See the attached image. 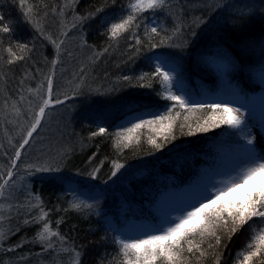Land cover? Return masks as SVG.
<instances>
[{
  "label": "trees",
  "instance_id": "16d2710c",
  "mask_svg": "<svg viewBox=\"0 0 264 264\" xmlns=\"http://www.w3.org/2000/svg\"><path fill=\"white\" fill-rule=\"evenodd\" d=\"M127 4L128 0H26L21 6L19 0H0V15L12 29L0 33V172L6 174L20 145H8V132H13L10 122L14 117L22 122L38 111L46 98V78L53 72V99L64 101L50 105L41 122L45 124L48 119L55 138L59 135L55 145H47L48 157L35 156V161H28L21 152L13 170L14 187L6 199L0 200L5 205L2 214L11 217L0 224L8 233L0 246V264H66L68 254L43 251L40 243L33 242L40 224L23 222L38 214L39 209L33 208L27 217L26 207L20 208L19 214L16 211L18 205L35 202L34 197H39L49 212L54 229L55 221L63 219L59 231L69 244L82 250L81 264H123L115 242L119 236L107 216H113L118 226L130 219L157 225L162 201L193 186L219 156L225 151L231 153L232 147L239 145L243 131L227 125L190 135L189 126L195 129L211 112L207 108L187 111L177 106L172 115L179 112L180 116L175 119L167 142L163 137L157 138L152 129L160 126L153 125L138 130L130 146L116 147L115 128L128 115L147 112L145 119H152L155 113L166 114V109L174 104L162 98L164 90L159 77L140 79L143 74L154 73V55H170L180 65V77L191 88L207 84L204 89L212 93L219 90V85L211 59L228 55L233 64L232 80L240 94L246 99L264 101V89L257 76L264 70V0H169V6L162 11L143 13L136 32L142 40L139 46L130 33L115 40L109 38L110 22L127 14ZM29 6L44 36L25 22ZM97 8L104 11L83 22L75 19ZM154 19L158 21V31L164 30L163 46L151 47L145 35ZM74 23L76 27H72ZM177 27L179 31L174 32ZM62 31H67V37L60 35ZM49 36L57 42L64 40L59 54L45 39ZM159 39L153 37L152 43ZM17 42L27 43L30 51L21 53L15 47ZM10 45L25 59L9 64L6 48ZM126 76L131 80H125ZM101 126L107 133L93 136ZM149 136L164 146L155 149L148 143ZM113 161L125 167L110 178ZM43 165L58 166L59 171L37 173L35 169ZM96 167L100 171L93 178L89 173ZM30 169L36 174L31 176ZM125 170H129L127 174ZM71 180L87 188L99 187L103 197L100 205L107 212L98 213L94 206L81 211L72 209L71 194L66 189V181ZM258 218L253 217L242 226L231 222L227 227L217 226L219 245L208 235L193 238L205 255L199 257L195 248L193 254L185 251L183 264H216L217 260L219 264H239ZM233 227L237 229L235 233L231 231ZM262 227L264 220L260 230ZM8 248L15 250L7 251ZM262 259L264 255L255 257L252 264H259Z\"/></svg>",
  "mask_w": 264,
  "mask_h": 264
},
{
  "label": "snow or ice",
  "instance_id": "6c2138e0",
  "mask_svg": "<svg viewBox=\"0 0 264 264\" xmlns=\"http://www.w3.org/2000/svg\"><path fill=\"white\" fill-rule=\"evenodd\" d=\"M26 0H19L21 6L25 4ZM75 3L76 0H71ZM115 3V0H112ZM169 6V0H128L127 14L119 17L116 22H110L108 28L109 38L112 40L118 39L124 33H130L131 38L135 41V45H142L141 38L136 35V32L140 29L141 24L139 21L143 20V13L145 12H159L165 7ZM46 7V5H45ZM67 7V5H66ZM53 12L56 10L53 9ZM103 8H97L95 12H90L84 17H75V19L83 22L86 19H91L99 13L103 12ZM63 14L62 11L60 13ZM4 16L0 15V33H9L12 31L11 27L4 23ZM25 22L32 24L36 27V30L41 36H44V32L39 28V22L33 19V9L29 6L25 12ZM72 27H76L74 23ZM161 29L158 31V26H152L145 29V35L148 36V43L151 47L163 46L165 43V37L161 36ZM179 28L174 29V32H178ZM61 36L67 37V31H62ZM153 37H160L156 43H152ZM50 43L54 45V48L59 54L61 45L64 43L63 39L52 40L51 37H45ZM2 42V41H0ZM171 46V45H170ZM16 48L24 53L25 50H29L27 43L17 42ZM107 51V49H105ZM6 52L9 54L8 63H14L16 61H22L25 59V55H18L13 50V46H8ZM159 62L155 64L154 73L151 75L143 74L140 79L159 77V83L163 87L162 98L168 101H173L174 104L166 109V114L155 113L152 119H144L143 117H137L138 122L132 123L131 127H126L122 132L116 133L119 137L116 140V147L119 148L121 144L124 147H128L132 144L133 133L148 126L151 128L153 125H159L158 129H152L157 134V138L163 137L165 142L168 141V133L172 132L174 128L175 119L179 118L180 113L177 112L175 117L172 115V109L179 107L181 110L187 111H203L205 108L210 110L211 115L207 119L203 120V123H198L195 129L189 126V134H195L196 131L207 132L214 128H219L222 125H227L232 129H240L245 131L246 140V152L245 161L241 170L236 178L233 179L225 187L217 188L213 195L208 193V196L203 200H200L190 207L182 211V215L176 218L175 221H170L169 226L166 228H160L158 231L160 234L145 233L143 237H133L128 239H116V243L119 245L120 255L123 257V264H183V257L185 251L188 254L194 253V248L199 252V257H203L205 252L200 249L199 244H194L193 238L199 236L203 238L205 235L215 238V244H220V238L217 235L215 229L217 226L223 224L225 227L231 222L233 225L242 226L246 224L253 217L264 218V152L258 153L255 146V138L251 136L246 121L239 108L231 106V102H213V103H189L191 99L186 98L184 95H178L174 92L173 85L179 83L176 81L174 73L177 69L164 57H156ZM56 61H53V66ZM167 68V70H165ZM54 72L50 74L46 80V98L42 99L41 105L38 107V111L35 112L33 122L30 129L27 131L26 136L22 139L18 150L15 152L14 158H12L10 167L7 169L6 174L0 172V200H4L8 197L9 191L14 187L13 176L15 175L14 169L17 167V161L21 158V150L29 144L33 133L36 132L40 126L41 121L45 117L46 109L53 104H61L64 101L58 97L53 99V79ZM262 81H264V70L261 72ZM125 80H131L130 77H124ZM151 86V85H147ZM179 91H183L180 87ZM187 119V117H185ZM183 127V125H181ZM105 127H99L98 132H94L92 135H104L107 133ZM157 138L152 136L148 137V143L153 145L155 149H161L164 144L158 143ZM175 137H173L174 139ZM103 162H101L102 166ZM125 167L124 164L113 161L112 171L110 178L116 177L117 173ZM40 172H52L59 171L58 166L43 165L36 169ZM100 171L99 167L93 168L89 173V176L95 178L96 174ZM57 179H61L57 177ZM12 182V183H10ZM243 189H247L244 197H237L233 200L226 201L225 197L230 196L233 193L239 192ZM33 200L27 201L26 205L16 206V211L19 214L20 208L26 207L27 212L25 216L31 213L33 208L39 209L38 214L32 216L31 219L25 218L24 224H40L41 228L37 231L33 242H38L42 245L43 251L52 250L60 253L68 254L66 264H81L82 250H78L76 247L68 243L67 238L59 231V226L64 221H55V229L52 227V221L48 219L49 212L45 211L42 201L39 197H34ZM91 208L92 205H84L83 202H74L71 204V208L77 211L83 210V208ZM5 205L0 203V224L5 220L11 219L10 216L3 215ZM12 210V206H9L8 211ZM236 227H233L231 231L235 233ZM11 232V230H9ZM11 234H15L12 232ZM6 233L0 228V246L2 241L7 238ZM55 238V239H53ZM230 238V237H229ZM68 246H65V245ZM186 245V247H185ZM17 245L16 247H21ZM209 244V247H212ZM14 248H8L7 251H14ZM264 255V229H261L259 233L253 230L251 241L247 244L245 252H242L240 256L239 264H252L253 258ZM219 264V260L216 261ZM259 264H264V259L260 260Z\"/></svg>",
  "mask_w": 264,
  "mask_h": 264
},
{
  "label": "rangeland",
  "instance_id": "374dc122",
  "mask_svg": "<svg viewBox=\"0 0 264 264\" xmlns=\"http://www.w3.org/2000/svg\"><path fill=\"white\" fill-rule=\"evenodd\" d=\"M152 13V12H151ZM151 26H158V21L155 22V19L152 21ZM156 57H164L170 63H172L177 69L174 73L176 81L174 82L173 91L178 95H184L186 98H191L189 103L200 102V103H213V102H231V106L234 108H239L250 131L251 136L255 138L254 146L258 153L264 152V101L259 98L246 99V97L240 94L239 89L236 88V82L232 80L231 72L233 70V64L231 63V58L228 55L221 56L219 58L211 59L214 66L216 78L215 81L218 82L219 90L215 93L205 90L208 85L204 84L198 89H193L190 85L187 84L185 80L180 77V65L179 63L170 55L166 54H157L152 58L153 64L155 65L159 61L155 59ZM167 70V68L165 69ZM261 71L257 73L258 82L261 89H264V81L261 78ZM206 86V87H205ZM182 87L183 91L178 89ZM200 94V96H198ZM259 95L262 94L258 92ZM257 95V94H256ZM35 115V114H34ZM34 115L31 117H24L23 121L19 122L13 119L10 122L11 129L13 132H8V145L20 144L22 139L26 136L27 131L30 129V126L33 122ZM147 112L140 113H131L125 119L118 123L114 131L115 142L119 137L115 134L122 132L124 128L131 127L132 123L138 122L137 117H143L145 119ZM15 116V115H13ZM54 122L50 119V122ZM42 122V121H41ZM49 120H46L45 124H40L36 132L33 133L32 138L29 141V144L21 150L22 155L26 156V160H34L35 156L44 158L48 157L46 151L49 152V144H54L58 141L59 135L54 134L53 124L47 123ZM42 126V127H41ZM61 133V131H60ZM246 132L243 131V138L239 140V145L232 147L231 153L225 151L217 159L215 165L212 168L204 170L200 176L195 180V184L190 188L181 191L179 193H172L171 198L162 201L159 204V222L157 225H150L147 222H141L138 219H130L125 225L118 226L113 219V216H107V221L110 222L114 230H116L117 236L120 239H128L133 237H143L145 233H154L160 234V228H166L169 226L170 221H175L177 217L182 215V211L194 203L203 200L208 196V193L213 195L217 188L225 187L237 177L239 171L241 170L243 163L245 161V152H246ZM133 138L136 133H133ZM11 136V137H10ZM10 138V139H9ZM123 147V144L120 145ZM55 152L61 153L57 150ZM23 158V157H22ZM49 159V158H47ZM50 161V160H48ZM36 170V169H35ZM30 169V175H35L39 171ZM129 170H125L124 174ZM66 189L71 194V202H83L85 205L94 206L98 213L107 212L106 209H102L100 203L102 201V192L99 187H85L80 185L75 180L66 181ZM247 189H243L239 192L233 193L230 196H226L225 200L230 201L237 197H244ZM124 214L125 211H122ZM108 215V214H107ZM252 228L257 233L260 232V224L264 218H258ZM261 229H264L263 227Z\"/></svg>",
  "mask_w": 264,
  "mask_h": 264
}]
</instances>
